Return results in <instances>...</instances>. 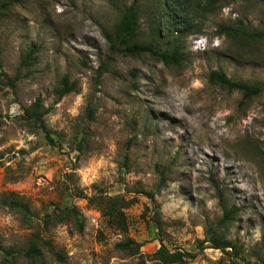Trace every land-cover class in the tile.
Returning a JSON list of instances; mask_svg holds the SVG:
<instances>
[{"label": "rangeland", "instance_id": "374dc122", "mask_svg": "<svg viewBox=\"0 0 264 264\" xmlns=\"http://www.w3.org/2000/svg\"><path fill=\"white\" fill-rule=\"evenodd\" d=\"M158 1L0 0V264H163L162 247L197 255L187 264H264V92L210 80L222 71L264 90V40L218 34L264 32V0H219L204 18L205 0H174L194 24L178 65L112 55L106 36L133 5L138 43L159 44ZM65 77L76 90L58 99ZM39 99L53 142L23 118ZM10 195L27 215L3 204ZM109 199L127 233L103 215ZM224 205L237 213L227 226ZM57 208L77 209L83 232L45 227ZM37 238L41 259L27 257ZM127 240L139 255L119 248Z\"/></svg>", "mask_w": 264, "mask_h": 264}, {"label": "trees", "instance_id": "16d2710c", "mask_svg": "<svg viewBox=\"0 0 264 264\" xmlns=\"http://www.w3.org/2000/svg\"><path fill=\"white\" fill-rule=\"evenodd\" d=\"M219 0H205V5L201 10V13L198 12V18H204L208 13H212L213 7L217 5ZM158 17L159 21L157 22V31L154 38L155 42L159 44H141L138 43L137 35L139 32V19L140 14L135 5L127 8L121 21L113 29L112 33L106 36V40L110 47V52L112 55L123 56V57H137L143 54H150L153 57H156L168 65H178L181 60V42L185 40L189 31L193 25V19L185 17L183 13V7L180 8L176 5L173 0H159L158 1ZM165 24V25H164ZM155 31V30H154ZM219 35H225L226 37L232 38L234 40H239L242 42L250 41H262L264 40V32H254L250 33L243 28H235L228 26H220L218 29ZM174 36L176 43L171 50L167 48L166 38ZM163 45V48L161 47ZM33 50L23 58L22 65L29 68L31 66V58ZM11 80L12 86H14L15 81ZM210 80L213 83L219 84L221 87L229 91H238L241 92L245 99L259 97L263 94L264 90L259 85H251L242 82H232L225 72L216 71L210 75ZM76 90V85L69 81V78L65 77L60 81V86L55 89V94L58 99H62L68 94ZM42 105L41 100L39 99L31 108L25 110L23 118L28 122L35 124L39 129H41L47 139L50 142H53L50 136V131L48 130L44 117L45 112L41 111ZM218 195L220 196L221 202L223 203V194L216 188ZM13 195H10L3 199V204L9 207L11 210L22 213L24 215L28 214V208L21 204L18 201H15L12 198ZM116 200H119L118 198ZM115 199H109V202L106 204V207L102 208V213L105 217L109 218V224L119 230L122 233H127L128 223L124 213V207L118 204ZM224 216L221 223L224 226H227L232 222L237 215L235 210H230L227 207H223ZM26 219L24 218V221ZM45 227L50 226L51 224L56 223H68L74 225L78 232H83L84 227L81 221V218L77 212V209L74 208H57L50 215H47L42 219ZM36 239V244H30V247L26 251V256L34 259H41V253L38 246V240ZM213 249L221 250L224 254L230 255L228 249L234 248L233 245L224 241V238H213ZM44 244H47L46 242ZM119 248L122 251L129 252L131 255H139L142 245L132 241L127 240L126 243L119 245ZM156 260L160 261L163 264H187L189 261L194 260L197 255H193L185 252H170L164 247H162L156 254ZM138 264H145L144 261L139 262Z\"/></svg>", "mask_w": 264, "mask_h": 264}]
</instances>
